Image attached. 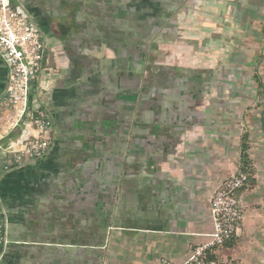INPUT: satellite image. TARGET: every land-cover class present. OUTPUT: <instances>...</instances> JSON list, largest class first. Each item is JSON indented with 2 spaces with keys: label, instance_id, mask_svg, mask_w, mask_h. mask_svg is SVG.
I'll use <instances>...</instances> for the list:
<instances>
[{
  "label": "crops",
  "instance_id": "1",
  "mask_svg": "<svg viewBox=\"0 0 264 264\" xmlns=\"http://www.w3.org/2000/svg\"><path fill=\"white\" fill-rule=\"evenodd\" d=\"M15 5L44 34L24 123L44 113L50 146L18 161L20 131L0 144V264H182L249 164L241 235L213 257L264 264V0ZM7 83L0 59V100Z\"/></svg>",
  "mask_w": 264,
  "mask_h": 264
},
{
  "label": "built area",
  "instance_id": "2",
  "mask_svg": "<svg viewBox=\"0 0 264 264\" xmlns=\"http://www.w3.org/2000/svg\"><path fill=\"white\" fill-rule=\"evenodd\" d=\"M15 1L0 0V59L8 74L7 87L0 100V144L20 131L16 138L11 139L8 149L18 161H23L42 156L48 150L50 122L41 112L29 123H24L32 83L43 70L46 44L43 32L16 7ZM254 178V168L249 164L231 175L215 191L211 199L214 222L211 241L195 248L182 264H219L213 257L214 250L241 235L245 216L241 191L249 188ZM4 213L0 202V261L3 247L8 243Z\"/></svg>",
  "mask_w": 264,
  "mask_h": 264
},
{
  "label": "rangeland",
  "instance_id": "3",
  "mask_svg": "<svg viewBox=\"0 0 264 264\" xmlns=\"http://www.w3.org/2000/svg\"><path fill=\"white\" fill-rule=\"evenodd\" d=\"M262 21H264V18L262 19ZM262 25L263 27H261L259 30H256V38H258L261 42L262 52L264 53V22H262Z\"/></svg>",
  "mask_w": 264,
  "mask_h": 264
},
{
  "label": "trees",
  "instance_id": "4",
  "mask_svg": "<svg viewBox=\"0 0 264 264\" xmlns=\"http://www.w3.org/2000/svg\"><path fill=\"white\" fill-rule=\"evenodd\" d=\"M245 151H246V150H245ZM244 156H245V158H247V157H248V155H247V153H246V152H245V155H244Z\"/></svg>",
  "mask_w": 264,
  "mask_h": 264
}]
</instances>
